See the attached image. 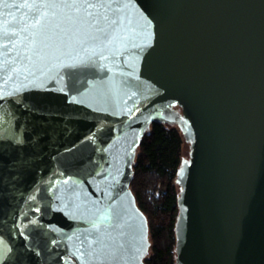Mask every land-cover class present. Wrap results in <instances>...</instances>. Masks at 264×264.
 <instances>
[{"label":"water","instance_id":"water-1","mask_svg":"<svg viewBox=\"0 0 264 264\" xmlns=\"http://www.w3.org/2000/svg\"><path fill=\"white\" fill-rule=\"evenodd\" d=\"M32 2L0 0V264H143L129 182L151 122L190 142L176 264H264V0H76L104 31L43 60L11 35Z\"/></svg>","mask_w":264,"mask_h":264},{"label":"trees","instance_id":"trees-1","mask_svg":"<svg viewBox=\"0 0 264 264\" xmlns=\"http://www.w3.org/2000/svg\"><path fill=\"white\" fill-rule=\"evenodd\" d=\"M184 136L178 125L151 122L140 138L132 164L129 190L145 216L148 253L143 264H176L175 223Z\"/></svg>","mask_w":264,"mask_h":264},{"label":"snow or ice","instance_id":"snow-or-ice-1","mask_svg":"<svg viewBox=\"0 0 264 264\" xmlns=\"http://www.w3.org/2000/svg\"><path fill=\"white\" fill-rule=\"evenodd\" d=\"M19 7L27 8L30 11L35 9V14L29 16L28 20H22L19 32L14 30L11 35H19L22 40H26L32 53L41 60L45 58V50L52 46V42L55 39H58L59 44H68L71 43L74 36L79 34L83 26L87 25L89 28L97 29V22L88 18L91 17V13H88V17H81L80 15L81 10L86 11L89 8H94L96 7L95 4L77 3L76 0H64L63 3L33 0L32 3H21ZM48 9H64L68 11H65L60 19H57V13L53 11L51 12V19H49L50 13ZM112 23L116 24L117 22L114 20ZM97 30L104 31V29ZM25 33L27 35H24ZM5 34L7 35V33ZM108 35L105 32L106 38ZM96 38L95 36L92 37L93 40ZM116 38V36H112L110 42ZM27 58L29 61L32 60L31 55Z\"/></svg>","mask_w":264,"mask_h":264},{"label":"rangeland","instance_id":"rangeland-1","mask_svg":"<svg viewBox=\"0 0 264 264\" xmlns=\"http://www.w3.org/2000/svg\"><path fill=\"white\" fill-rule=\"evenodd\" d=\"M174 109L178 110L179 112L181 111L180 108L178 106H174ZM185 140V139H184ZM190 142L186 141L184 142V146H183V151H182V163L188 162L189 158H190ZM185 155H187V157L185 158ZM148 253V252H147Z\"/></svg>","mask_w":264,"mask_h":264}]
</instances>
